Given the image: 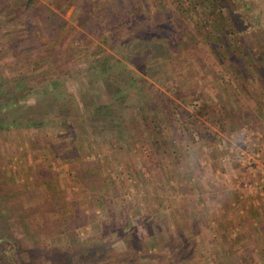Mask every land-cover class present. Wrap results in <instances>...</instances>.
Returning a JSON list of instances; mask_svg holds the SVG:
<instances>
[{"label":"rangeland","instance_id":"obj_1","mask_svg":"<svg viewBox=\"0 0 264 264\" xmlns=\"http://www.w3.org/2000/svg\"><path fill=\"white\" fill-rule=\"evenodd\" d=\"M35 1L27 9H52L67 21L58 45L44 46L52 65L48 75L58 79L64 99L76 97L82 75L85 83L94 77L87 64L104 54L127 69L112 71L116 86L102 91L126 81L137 86V94L123 102L132 111L122 109L129 150L114 145L115 134L101 116H88L82 124L50 118L51 127L27 128V108L20 103L27 107V82H36L40 72H29L22 55L27 52L5 54L0 28V69L23 90L0 111V122L9 121L0 128V183L11 205L19 207L0 220V234L15 245L10 257L18 264H264V66L247 58L242 65L243 57L229 54L221 40L214 43L212 30L224 23L221 14L185 20L175 9H153V20L159 18L151 24L149 9H125L120 0ZM4 7L10 8L0 0ZM181 20L182 31L191 33L172 35L167 23L176 30ZM229 39V46L239 45ZM102 49L107 53L94 54ZM163 51L169 65L160 71L154 64ZM165 86L170 101L163 100ZM87 89L91 114L103 97ZM142 96L158 110H172L170 147L143 137L141 118L134 114ZM40 103L44 109L57 102ZM227 104L236 109L225 111ZM64 121L84 130L64 129ZM40 153L63 159L58 170L41 161ZM83 163L102 175L98 192L89 181L93 176L75 180ZM157 173L168 178L160 189ZM51 178L56 185L45 193L42 186ZM192 210L190 222L181 223Z\"/></svg>","mask_w":264,"mask_h":264},{"label":"trees","instance_id":"obj_2","mask_svg":"<svg viewBox=\"0 0 264 264\" xmlns=\"http://www.w3.org/2000/svg\"><path fill=\"white\" fill-rule=\"evenodd\" d=\"M4 1L7 2V4H9L10 6L9 9L8 7L0 9V28L3 29V33L5 36L4 39L6 41V43H4L5 47H3L5 54L27 52L22 55H27V66H29V72L32 74L40 72V78H38L37 80L34 79V81L36 82H27V107H25V105H22V102L20 103L22 107L27 108V128L43 129V127H51V123L48 122L50 118L61 117L63 119V117L66 116L69 118H76L78 119L80 124H82L83 122L87 121L88 116H101V118L105 119L108 123L107 125L110 128V133L115 134L114 145L119 143L118 147L124 148L126 150L128 148L129 134H127V131H129V127L128 125H126L124 116L125 114H131L132 111L128 110L129 107H125V105H123V102L125 100L127 101L126 97L129 98L135 93L137 94V86H131V83L124 81L123 85L117 87V89H104L102 91L104 87L108 88L116 86V79L113 75H110V73L112 71H119L120 73L123 72L124 69L126 70L127 68L125 67V65H123L124 63L121 64L120 59L111 60L112 56L108 54H104L102 57L98 56L94 65L87 64V66L89 65L88 68H92V72H95L94 77H88L86 81L87 83H85V75H82L80 77V81L83 86L75 91L76 97L74 98L69 96V98L67 97L66 99H64L61 93L62 91L58 85V79L54 76L51 77L48 75V70L52 65L51 63L48 64L50 62L47 60L49 59V56L47 55V51L46 49H44V46L58 45L59 35L64 30L67 21L52 9H46L43 14H36L34 12L36 11V9H27L33 8V5L36 3L35 0ZM185 3L188 4L189 9H185ZM183 4L184 6L181 5L182 9L175 10L179 14H181L185 20L193 19L196 16L199 17V15L203 16L202 18L203 20H205L204 18H208L210 15L218 11L222 16V20L224 23L220 24L218 29L212 30L215 32V34H213V38L215 40L214 43L216 44L217 41L221 40L224 43V48L228 49L229 54L235 52L237 54L236 57H243L242 63L240 60V64L242 65L247 64V61H245V59L247 58L251 60L252 63L256 60L259 65H261L262 67L264 66V0H194V2H188L187 0H185ZM181 6L179 8H181ZM199 6L202 8H204L205 6L206 9H200ZM157 18H159V16L156 14L155 20L150 19L149 22L152 24L157 20ZM183 22L181 23V25L179 24L180 26H176V30L171 23H167V27L169 28L172 35L176 32L178 35L183 34L184 37V34L188 35L189 33H191L190 31H186L184 29L182 31L181 27H184ZM230 37H233L239 45L235 47L231 43L233 47L229 46V43L231 42L229 41L231 40L229 39ZM8 38H10V40ZM28 38L30 39L27 45L29 48L24 45L25 43L27 44ZM12 43H19V46L14 44L12 45ZM210 48L211 50L215 51L214 47ZM101 52L107 53L105 49H102V51L100 52L95 51L94 54H100ZM168 57L169 56H167V53L164 51L159 53L158 58L155 60L156 64L154 65L158 66L160 68V71L166 70V67L169 65ZM22 58H24V56ZM97 74L102 76H97ZM117 76L119 80L123 79V75L118 74ZM111 77L112 79H110ZM9 80L11 79L8 78V76H5L1 68L0 100L3 103L2 105H0V111L3 113H5L7 106L9 105L8 102H11V99L16 101L20 91H23L21 86H14L9 82ZM140 83L142 84L143 82ZM88 87L90 91L95 92L98 100H101V96L103 97V101L94 106L95 111L91 114L89 108L90 101L87 99L84 100L83 95V93H86V91H88ZM164 88L166 90L163 95V100L170 101L168 97V87L165 86ZM140 89H142V87ZM86 95L88 96L89 94L86 93ZM45 98L52 99V101H56L57 103H54L53 106H48V108L41 109L40 104L42 102L40 103V101H43ZM4 100H6L7 102L4 103ZM131 100H135V97H133ZM151 100L152 99H149L148 101L144 100L143 105L140 106L141 108L137 107L138 109L134 111V114H137V116L141 118V123L139 124L143 127L144 138L146 140L152 137V140H161L162 142L164 141L165 143H167L166 139H168V133L166 129L170 127L169 122L170 117L173 114L172 110L168 107H163L160 108L161 110H158L154 107L155 104L151 103ZM11 104H14V102H11ZM122 109L125 110V114L123 113ZM150 112H153V116H155L154 120L152 121L150 120ZM61 118L58 121H60ZM7 123H9V121L0 122V128L3 129V127ZM72 124L74 125L69 126L66 125L65 121L62 122V126H64V129H73L74 127L81 129L79 123ZM158 129L160 132L157 131ZM76 135V133H73L72 137V142L75 147H77L76 145H78L79 142L76 138ZM159 135L163 139H159ZM155 136H157L158 139H156ZM168 146L170 147L169 144ZM39 157H42L39 158L41 159V161L49 163L50 169L53 168L55 171L58 170L60 164L63 162V159L61 161V159L57 158L56 156L47 159L46 154L42 153L39 154ZM68 157L70 159H74V156L72 157V155ZM59 162L61 163L59 164ZM150 163L153 164V160L150 161ZM84 165L89 170L82 168ZM87 165L88 163H83L81 168H77L74 174V178L78 181L81 178L86 179L89 176H93L89 179V181L91 185H93V187L95 186V189L98 192L100 190V184L102 182V175L98 173L94 174V170L96 169ZM77 170L79 172H77ZM60 172L61 169L58 173L60 174ZM58 173L54 172V175L57 176ZM157 174V187L160 189L165 186V183L167 184L168 178L163 174ZM48 181L49 184H47L46 181L45 185L42 186L45 193L48 189H54L56 185V182L53 178ZM41 197L42 199H44L43 193ZM51 198V201L53 202L58 201L55 195H52ZM18 208L19 207L11 205L10 199L5 195L4 188L0 183V220L14 214V212L18 210ZM192 208L194 209V207ZM30 209L31 211L33 210V212H36L34 206H32ZM212 211H214V209H212ZM152 212L153 211H151V213ZM171 214L176 216L179 215L175 212ZM191 216H195V210L189 211L186 215V218L188 220L185 219L181 223L185 224V221L190 222L189 219L191 218ZM200 220L201 219L198 217L196 222H200ZM173 226L175 230L177 228V225L173 224ZM1 244H5V247L1 246L4 248H0V264H18L16 259L10 257L9 255L10 252H13L15 247L13 241H11L10 238L6 235L4 236L0 234V245Z\"/></svg>","mask_w":264,"mask_h":264},{"label":"crops","instance_id":"obj_3","mask_svg":"<svg viewBox=\"0 0 264 264\" xmlns=\"http://www.w3.org/2000/svg\"><path fill=\"white\" fill-rule=\"evenodd\" d=\"M187 1L191 2V0H187ZM184 2L185 0H120L119 3L121 5H125L126 7L125 9H133L134 11L136 10L145 11V9H149L151 15L148 17V20L150 19L152 20L155 14L153 12V9H182L181 5L184 6L183 4ZM185 4H186L185 9H189L188 4L187 3ZM180 6L181 8H179ZM223 108L227 112H231L232 110L236 109V107L229 106L228 104L223 105ZM142 135L144 137V133Z\"/></svg>","mask_w":264,"mask_h":264}]
</instances>
